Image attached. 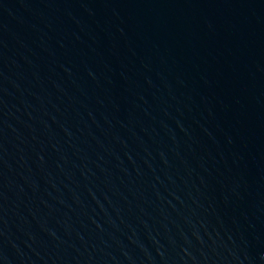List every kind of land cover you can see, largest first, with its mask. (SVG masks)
<instances>
[{
	"label": "water",
	"instance_id": "water-1",
	"mask_svg": "<svg viewBox=\"0 0 264 264\" xmlns=\"http://www.w3.org/2000/svg\"><path fill=\"white\" fill-rule=\"evenodd\" d=\"M0 264H264V0H0Z\"/></svg>",
	"mask_w": 264,
	"mask_h": 264
}]
</instances>
